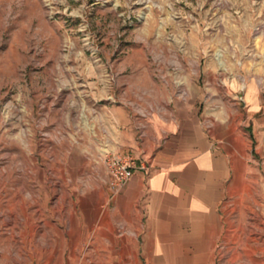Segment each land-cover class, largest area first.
I'll use <instances>...</instances> for the list:
<instances>
[{
	"label": "rangeland",
	"instance_id": "obj_1",
	"mask_svg": "<svg viewBox=\"0 0 264 264\" xmlns=\"http://www.w3.org/2000/svg\"><path fill=\"white\" fill-rule=\"evenodd\" d=\"M256 74L264 0H0V264H148L108 223L104 155L132 153L128 118ZM244 165L214 264H264V155Z\"/></svg>",
	"mask_w": 264,
	"mask_h": 264
},
{
	"label": "crops",
	"instance_id": "obj_2",
	"mask_svg": "<svg viewBox=\"0 0 264 264\" xmlns=\"http://www.w3.org/2000/svg\"><path fill=\"white\" fill-rule=\"evenodd\" d=\"M243 82L225 84L214 106L210 98L196 105L189 92L124 122L117 146L132 150L136 166L113 188L108 223L122 219L132 244L125 254L148 264H214L225 197L244 163L264 155V74Z\"/></svg>",
	"mask_w": 264,
	"mask_h": 264
},
{
	"label": "built area",
	"instance_id": "obj_3",
	"mask_svg": "<svg viewBox=\"0 0 264 264\" xmlns=\"http://www.w3.org/2000/svg\"><path fill=\"white\" fill-rule=\"evenodd\" d=\"M104 157L110 174L111 184L114 187L123 183L132 175L133 168L136 166V158L132 153L112 150L106 152Z\"/></svg>",
	"mask_w": 264,
	"mask_h": 264
}]
</instances>
